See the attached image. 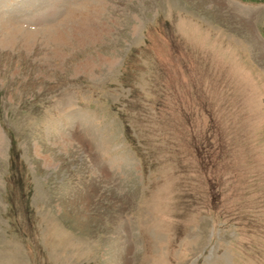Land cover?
<instances>
[{"label":"rangeland","instance_id":"obj_1","mask_svg":"<svg viewBox=\"0 0 264 264\" xmlns=\"http://www.w3.org/2000/svg\"><path fill=\"white\" fill-rule=\"evenodd\" d=\"M0 264H264V0H0Z\"/></svg>","mask_w":264,"mask_h":264}]
</instances>
